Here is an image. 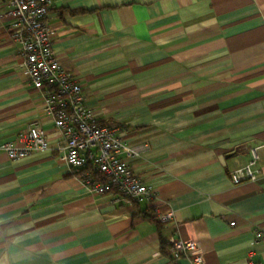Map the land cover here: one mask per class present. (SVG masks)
<instances>
[{"label":"crops","instance_id":"obj_1","mask_svg":"<svg viewBox=\"0 0 264 264\" xmlns=\"http://www.w3.org/2000/svg\"><path fill=\"white\" fill-rule=\"evenodd\" d=\"M47 22L56 60L139 152L131 167L156 202L111 203L68 172L0 0V145L35 122L53 148L0 151V264H192L169 260L171 239L195 241L201 264H264V154L256 182L228 177L264 143V0H52Z\"/></svg>","mask_w":264,"mask_h":264},{"label":"built area","instance_id":"obj_2","mask_svg":"<svg viewBox=\"0 0 264 264\" xmlns=\"http://www.w3.org/2000/svg\"><path fill=\"white\" fill-rule=\"evenodd\" d=\"M6 14L12 19L8 29L11 41L18 45L25 75L31 87L42 97V109L53 120L60 133L57 149L61 161L78 184L90 193L110 195L111 203L130 201L154 206L156 194L150 183L142 181L130 162L139 152L119 136L117 127L100 123L84 104L81 86L56 60L52 49L47 16L52 0H3ZM45 133L33 122L17 133L12 143L0 145L10 161L51 151ZM264 154V143L249 148L250 159L229 173L233 185L256 182L260 176L258 162ZM160 223L173 220L172 211L161 213L153 207ZM262 237L255 234L252 243ZM195 241L171 239L167 257L171 262L195 255L192 264H201Z\"/></svg>","mask_w":264,"mask_h":264}]
</instances>
